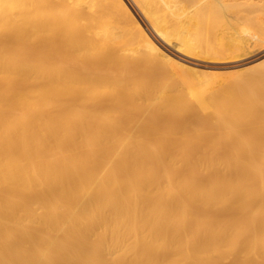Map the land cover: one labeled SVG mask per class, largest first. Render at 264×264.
I'll use <instances>...</instances> for the list:
<instances>
[{
    "label": "bare ground",
    "instance_id": "1",
    "mask_svg": "<svg viewBox=\"0 0 264 264\" xmlns=\"http://www.w3.org/2000/svg\"><path fill=\"white\" fill-rule=\"evenodd\" d=\"M255 44L264 0H0V264H264L263 64L183 75Z\"/></svg>",
    "mask_w": 264,
    "mask_h": 264
},
{
    "label": "rangeland",
    "instance_id": "2",
    "mask_svg": "<svg viewBox=\"0 0 264 264\" xmlns=\"http://www.w3.org/2000/svg\"><path fill=\"white\" fill-rule=\"evenodd\" d=\"M243 4H244V5H243ZM243 4H242V3H240V4H236V5H237L236 8H238V6L241 7V6L243 5V7H241V8H242L243 10H244V8H245V10H246V9L248 8V5L245 4V3H243ZM240 5H241V6H240ZM241 8H240V10H241ZM238 9H239V8H238ZM238 9H237V10H238ZM232 10H235V8L233 7L230 11H232ZM243 10H241V11H243ZM238 11H239V10H238ZM231 13L234 14L235 11H233V12H231ZM135 15H137V17L140 16L138 13H137V14L135 13ZM139 19H140V17H139ZM205 19H206V18H205ZM205 19H204V18H203V19L201 18L202 22L200 23V25H197L200 21H199L196 25L193 24V23H188V24L186 23V24L183 25L182 28H181L182 30H185V32H187V34H190V33H188V32H189L190 29L193 28L192 26H194V28H193L194 31H193V29H192L193 33H194V32L197 33L198 30H200V31L202 30V31H201V35H202V36L199 34L201 37H203V32H204L203 30L206 31L210 25H213L214 28H216V29L219 28V29L217 30V32H216V30H215V32H213L214 34H213V33H210V31H209V33L212 34V35H210V34H206V36H204V37H207V35H210V36L208 37L207 40H204V42H202V41H203L202 39H204V37H203V38H200V41H199L200 44H201V47H200V48H199V45H198L199 42L196 43V40L198 41L197 38H199L200 36H198L197 34H195V37L197 36V38H195V37L193 36L194 34H193V35L191 34V35H190L191 37L188 35V36L190 37V38H189L190 40L193 39V40H192V44L195 42L194 44H195V45H196V44L198 45L197 48H199V49H198L199 51L203 50V47H204L205 45L208 46V47H211V45L209 46L208 43L212 44L213 47H215V45H214L213 43H211V41L214 42L215 44H216V42H218L219 45H220V42H219V40H218L217 38H216V42L213 41L212 38H215L216 33H218V31L220 32V27H223V25H224V29H225L226 31H228V32L230 31L229 29H227V27H225L226 25L223 24V23H221V25L223 24L222 26L220 25V27H217V26L220 24L219 22H222L221 20H217V19H221L220 17H219V18H214V21L212 20V21H213L212 23H210L211 21L209 22V20H208L209 18H208L206 22L209 23V26H206V25H208V24H207V23L205 24ZM244 20H245V19H244ZM244 20H242V21L240 20V21H241L240 23H242V24H241L242 26L245 25V24H243V23H244L245 21H247L248 19H246L245 21H244ZM250 20H251V23L249 22ZM250 20L247 21V22H249V23H247V24L245 25V27H244V26H243V27L246 29V26L249 25V24H251V26H250L251 30H253V29H255V28H258L257 26H254V25L252 24V22L254 23V19H253V21H252V19L250 18ZM172 21H173V22H172ZM216 21H219V22H217L218 25H217ZM169 23H171L170 25L173 27V29H174L173 31H177V30H178L179 27L176 28L177 25H176V26H173V25H175V23H176L174 19L171 18V20H170ZM172 23H173V25H172ZM203 23H204V24H203ZM215 23H216V27H215ZM240 23H239V24H240ZM245 23H246V22H245ZM255 23H256V25H258V23H257L256 21H255ZM239 24H237V25H238V28L241 27V25H239ZM145 25H146V23H145ZM203 25L206 26L207 28H204V27L202 28ZM237 25H236V26H237ZM197 26H201V27L197 29V28H196ZM253 26H254V27H253ZM174 27H175V28H174ZM191 27H192V28H191ZM228 27H229V25H228ZM243 27L240 28V29H243ZM195 28H196V29H195ZM201 28H202V29H201ZM211 28H213V27L211 26ZM211 28L208 29V30H212ZM214 28H213L212 31H214ZM224 29L222 28L221 31H222V32L225 31ZM247 29H249V26H247ZM208 30H207V31H208ZM249 30H250V29H249ZM255 30H256V29H255ZM192 31H190V32L192 33ZM200 31H198V33H200ZM226 31H225V33H226ZM204 33H205V32H204ZM206 33H208V32H206ZM204 35H205V34H204ZM192 36H193L194 38H193ZM216 36H217V35H216ZM191 38H192V39H191ZM193 41H194V42H193ZM201 42H202L203 44H202ZM206 43H207V44H206ZM206 46H205V47H206ZM253 46H254V47H253ZM253 46L251 47V48L253 49V51H254L253 53L251 52V48H249V49H250V52H249V49H246V51L248 50V52L250 53V56H249V57H245V58H244V55H243V56L241 55L242 52H244L243 54H245L246 56L249 55V53H246V51L243 49L244 51L241 50L240 53L238 54L239 56H237V55H236L235 57L232 56V57H234V58H233V61H232V58L230 57V54L227 55L228 58H227V56H225V59H226V60L228 59L227 61H225L224 58H223V59L220 58V59H221V61H220L219 59H217L218 57H217L216 59H213V56H208V57H211L213 60H212V59H209L208 57H204V59H203L201 56H198L199 58H197V56H195V57L191 58L192 60L189 59L187 62H183V63H185V64H187V65H190L191 68H192L191 71H188L187 73L185 72L183 75H184V76L186 75L185 78L187 77V78H190V80L192 79L191 81H193V82L199 81L200 78H201L202 81L200 80V82H203V81H204L203 83H205L206 80H207V78H209V81H207V84L205 83V85H206V86L208 85L207 87H208L210 90H212V88H214V89H217V87L219 88V87H220V84H222L221 87H223V85H224V84H223V81H224V83H225L226 80H227V82L229 83V84L227 83V87H231V85L233 86V83H232V82H234L235 79H236V82L241 81L242 79H244L243 81H245V80H247V79L250 77L251 74L255 73L254 71L257 72V71H258V68H260V66H262V64H263V66H264V63H263V62H264V59H263V58H264V57H263V56H264V54H263L264 51L261 50V49H264V44H255V45H253ZM216 47H217V45H216ZM262 47H263V48H262ZM254 49H256V52H255ZM257 50H258V51H257ZM259 50H260V51H259ZM254 53H255V54H254ZM252 54H253V55H252ZM231 55H232V54H231ZM240 56H241V58H242V57H243V58H242V59H241V58H238L239 60H238V59H235V58L240 57ZM205 58H207V60H210V61H212V62L210 63V61H207ZM255 58H256V59H255ZM193 59H194V60H193ZM229 59H230V60H229ZM252 59H253V60H252ZM261 59H262L263 61H262ZM200 60H201V61H200ZM202 60H203V61H202ZM215 60H216V61H215ZM222 60H224L225 63H224V61H222ZM234 60H235V62H234ZM246 60H247V61L249 60V61L247 62ZM219 61H220V62H219ZM231 61H232V62H231ZM239 61H240V62H239ZM257 61H258V62H257ZM193 62H194V63H193ZM254 62H255V63H254ZM199 63L201 64L200 66H199ZM223 63H224V64H223ZM236 63H237V64H236ZM261 63H262V64H261ZM216 64H217V65H216ZM233 64H235V65H233ZM238 64H239V65H238ZM257 64H258V65H257ZM259 64H261V65H259ZM219 65H220V66H219ZM249 65H250V66H249ZM254 65H255V68H254ZM256 65H257V66H256ZM210 66H211V67H210ZM263 66H262L261 70L264 68ZM200 67H201V69H200ZM240 67H241V68H240ZM193 68H195V69H193ZM197 68H198V69H197ZM220 68H221V70H222V69H223V70L220 71ZM243 68L246 69V70H243ZM253 68H254V70H253ZM256 68H257V69H256ZM216 69H217L218 71H217ZM225 69L228 70V71H226ZM200 70H201L202 72H200ZM203 70H205L206 72L203 71ZM209 70H210V71H209ZM229 70H230V71H229ZM235 70H236V71H235ZM237 70H238V71H237ZM239 70H240V71H243V72H242L243 75H242V73H241ZM248 70H249V72H248ZM263 70H264V69H263ZM208 71H209V72L214 71L215 74H212L213 77L211 76L210 73H208ZM259 71H260V69H259ZM156 72H157V71H156ZM237 72H238V73H237ZM239 72H240V73H239ZM244 72H245L247 75L244 76V74H245ZM163 73H164V72L159 71V72L156 73V75H157V76H160V77H165V74L162 76ZM188 73H189V74H188ZM196 73H198L201 77H200L198 74H196ZM201 73H204V74L207 73V74L202 76ZM216 73L218 74L217 76H215ZM208 74H209V75H208ZM235 74H236V75H235ZM238 74H239V75L241 74V75L239 76ZM191 75H193L194 77L191 76ZM196 75H198V76H197L198 78L196 77ZM231 75H232V76H231ZM237 75H238V76H237ZM205 76H206V77H205ZM214 76L216 77L215 79H214ZM218 76H219V77H218ZM223 76H224V77H223ZM228 76H229V77H228ZM234 76H235V78L233 79L232 77H234ZM243 76H244V78H241V77H243ZM199 77H200V78H199ZM202 77H204V78H202ZM211 77H212V78H211ZM225 77H227V78H225ZM196 78H197V79H196ZM205 78H206V80H203V79H205ZM218 78H220V79H218ZM224 78H225V80H224ZM228 78H229V79H232V80H231V81H232V82H231V85H230V82H229L230 80H229ZM245 78H246V79H245ZM213 79H214V80H213ZM240 79H241V80H240ZM212 80H213V81H212ZM220 80H221V81L223 80L222 83H221ZM228 80H229V81H228ZM211 81H212V82H211ZM219 81H220V83H219ZM214 83H216V85H217V84H219V85H218L217 87H215V84H214ZM209 84H210V85H209ZM225 84H226V83H225ZM234 84H235V83H234ZM206 86H205V87H206ZM224 86H225V85H224ZM207 87H206V88H207ZM211 87H212V88H211ZM221 87H220V88H221ZM225 87H226V86H225ZM209 89H208V90H209ZM214 89H213V90H214ZM143 114L145 115V113H143Z\"/></svg>",
    "mask_w": 264,
    "mask_h": 264
}]
</instances>
